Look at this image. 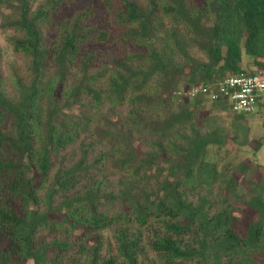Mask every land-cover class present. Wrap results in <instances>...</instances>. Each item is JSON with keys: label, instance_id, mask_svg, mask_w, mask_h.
Masks as SVG:
<instances>
[{"label": "trees", "instance_id": "16d2710c", "mask_svg": "<svg viewBox=\"0 0 264 264\" xmlns=\"http://www.w3.org/2000/svg\"><path fill=\"white\" fill-rule=\"evenodd\" d=\"M74 2L0 0V31L11 33L6 48L0 42V264H60L69 242L38 241L53 228L78 236L83 256L71 264H264V180L254 177L264 167L240 164L236 174L251 196L236 190V177L207 160L226 140L193 121L205 107L232 112L228 101L178 94L264 70V0H100L108 26L95 21L91 4L54 26ZM104 43L111 47L102 56L95 47ZM244 53L251 65H243ZM126 101L125 117L106 114L109 130L94 125L106 103ZM97 130L125 142L115 163L133 177L119 194L93 180L100 160L88 163L86 152L52 177L60 152ZM137 133L156 151L140 155ZM158 162L168 173L152 186L165 171ZM83 179L94 183L80 190ZM217 181L222 208L190 199L189 191ZM103 199L111 210L101 208ZM243 211L253 212L248 222ZM106 230L114 239L108 253Z\"/></svg>", "mask_w": 264, "mask_h": 264}, {"label": "rangeland", "instance_id": "374dc122", "mask_svg": "<svg viewBox=\"0 0 264 264\" xmlns=\"http://www.w3.org/2000/svg\"><path fill=\"white\" fill-rule=\"evenodd\" d=\"M90 4L93 5L95 9V21L99 22L102 26H108L106 12L100 0H75L73 4L66 7L61 12V14L55 17L54 26L59 25V23L62 22L64 18L70 17L73 12L82 9ZM52 31L55 36L57 31L56 28L53 27ZM9 34L11 33L9 32L6 34L0 31V42L3 48H6L5 45L7 43V36H9ZM110 47L111 46L109 43H104L99 45L98 47H95V49L100 50V53L103 56L108 53L107 49ZM7 48H9L8 45ZM196 52L197 51L194 50V53L196 55H199V53ZM8 59L12 60L13 57L10 56ZM251 64V58L246 53H244L243 65L247 66ZM153 85H155V83H153ZM155 90L156 87L152 89L151 92H155ZM177 104L178 102L174 103L172 106V109L175 111H178ZM129 109L130 107L128 101H126L123 106H116L108 102L101 111L102 113H105L103 119L99 120L94 125L107 131L109 130V127L105 123L104 119H106L107 116L110 117V120H115L116 117L119 116L125 117L128 114ZM207 110L208 107L201 109L198 113V116L194 118L193 121L197 123V127L203 134L210 131L215 132L218 133V135L222 139L226 140L223 147H219L218 145H216L215 147H210L209 153L207 155V160H209L210 162H215L217 170L219 171V173H225V177L230 175L236 177L239 183L236 190L244 194L249 193L247 197L250 198L251 192H249L248 190L250 183L247 182L245 176L239 178V175L236 174L235 169H237V167L245 161L252 165L258 164L264 167V106L260 108L258 112L248 114L244 118H236L233 111L231 112L213 110L211 112H208ZM235 124H241V126L236 129ZM186 128V133L190 136H193L190 125L186 126ZM139 136L140 139H134V144L140 155H143V153H145V151L147 150L156 151V148L152 144H150L149 141L145 140L143 134L141 135L137 133L136 137ZM170 139L180 142L175 134L170 136ZM165 142L167 141L165 140ZM182 144L188 145V141L184 140V143ZM257 145L258 147H256ZM124 146L125 142L121 138H116L113 133H110L106 136L100 134L98 130L96 132H85L75 143L69 145L67 148L63 149L60 152L59 158L55 159L54 161L55 165L52 171V177L58 171L60 166L71 167L72 165L78 163L82 158L83 153L86 152L88 163H93L96 159L100 160L92 169L91 175L93 176V180H95L96 182L101 181L102 188L106 193L112 192L114 194H119V190L123 188V180L133 177V169L131 167L129 169L120 168L115 163L116 159L122 153L117 149L120 148L123 150L125 149ZM157 167H160L162 171L165 170L164 164H162L161 162H158ZM167 173L168 172L165 170L162 174L159 175V179H153L151 181V185L160 186V179H162ZM254 177L258 180H264V168L263 170H257L254 173ZM93 183L94 182H89L83 179V181L79 184L78 189L83 190L84 188L92 186ZM219 185L220 181H217L212 187H207L205 185L204 187H201L194 192L189 191V197L194 203H197L200 197L211 200L215 204L213 211L219 210L224 206L219 197ZM147 188L150 187L147 186ZM40 193L42 196H44L45 190L40 191ZM102 203L104 204L103 206H101L102 209H112L110 207L111 200L106 201L105 199H103ZM41 208L42 210H44L45 205L43 204ZM243 213L246 214L244 220L248 222L252 218L253 212L251 213L249 211H243ZM103 236L106 242L104 251L108 253L113 249V231L106 230L103 232ZM77 238L78 236L76 235L72 238L71 236H68L64 231L55 230L54 228L50 230H44L38 235L39 242H51L54 239H59L61 241L67 240L69 242L71 248L62 252L63 255L60 260V264H71L72 258L77 259L83 256L80 252V249L82 248L81 242ZM151 256L153 258L155 257L154 255ZM261 261L264 262V259Z\"/></svg>", "mask_w": 264, "mask_h": 264}, {"label": "built area", "instance_id": "2783aa9c", "mask_svg": "<svg viewBox=\"0 0 264 264\" xmlns=\"http://www.w3.org/2000/svg\"><path fill=\"white\" fill-rule=\"evenodd\" d=\"M186 100L206 98L212 101L226 100L233 112L255 113L264 106V71L256 74L229 76L216 83L200 82L179 91Z\"/></svg>", "mask_w": 264, "mask_h": 264}, {"label": "crops", "instance_id": "0c3cea01", "mask_svg": "<svg viewBox=\"0 0 264 264\" xmlns=\"http://www.w3.org/2000/svg\"><path fill=\"white\" fill-rule=\"evenodd\" d=\"M262 108V107H261Z\"/></svg>", "mask_w": 264, "mask_h": 264}]
</instances>
